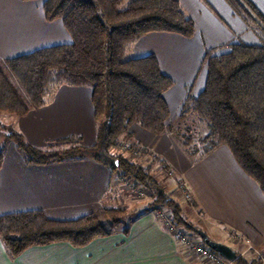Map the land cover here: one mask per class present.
<instances>
[{
  "label": "crops",
  "instance_id": "1",
  "mask_svg": "<svg viewBox=\"0 0 264 264\" xmlns=\"http://www.w3.org/2000/svg\"><path fill=\"white\" fill-rule=\"evenodd\" d=\"M238 1L249 11L248 5H252L264 16V0H245L248 5ZM179 2L194 22L191 37L152 31L126 50V55L133 58L154 53L161 70L173 79V85L164 92L170 118L179 114L188 89L193 94L202 89L206 49L260 40L253 24L242 18L230 0ZM69 41L70 35L60 19L45 18L43 0H0V59ZM90 94L87 85L60 84L44 104L14 115L12 128L34 146L69 136H79L81 144L92 145L97 125ZM122 140L145 150L138 158L151 172L161 174L167 168L175 172L192 198L176 199L182 213L186 216L193 211L206 225L199 228L209 239L220 241L215 232L224 233L228 239V233H234L235 240L231 241L237 257L247 264H255L258 258L264 261V192L240 168L226 145L192 162L168 132L153 134L132 124ZM0 150V215L41 209L50 218L73 219L103 206H115L113 166L101 159L88 156L44 164L28 162L15 142L3 135ZM164 163L167 167L162 166ZM167 179L162 176L158 183L169 195ZM162 209L166 210L147 202L130 216L127 233L116 229L83 246L55 241L10 254L0 237V264H204L172 236L158 216ZM193 238L204 243L198 235Z\"/></svg>",
  "mask_w": 264,
  "mask_h": 264
},
{
  "label": "trees",
  "instance_id": "2",
  "mask_svg": "<svg viewBox=\"0 0 264 264\" xmlns=\"http://www.w3.org/2000/svg\"><path fill=\"white\" fill-rule=\"evenodd\" d=\"M230 1L248 23H256L254 15L264 22V16L252 5L246 3L251 13L238 0ZM43 11L47 20L62 21L70 41L0 59V112L22 115L44 104L60 84L87 85L97 125L96 142L83 145L79 136H69L59 139L64 147L43 150L15 130L7 133L26 161L44 164L88 156L100 159L101 150L107 152L116 146L119 136L137 124L153 134L175 135L192 162L226 145L240 168L264 192L262 27L257 26L262 34L257 43L237 41L222 49H206L202 58L204 85L197 94L189 91L178 120L172 123L164 92L173 85V79L161 70L154 53L133 58L126 55V50L152 31L191 37L194 22L179 0H43ZM186 120L205 129L198 145L193 134L186 133L192 131V122L178 135V128ZM116 158L123 176L149 190L150 205L166 208L176 226L184 225V230L192 231L177 198L164 192L147 167L123 156ZM2 159L0 150V167ZM162 166L167 167L166 163ZM176 183L183 182L177 178ZM125 214L124 206H103L73 219L50 218L41 209L5 213L0 215V237L10 254L55 241L83 246L120 225L127 233ZM232 263L247 264L239 256Z\"/></svg>",
  "mask_w": 264,
  "mask_h": 264
},
{
  "label": "rangeland",
  "instance_id": "3",
  "mask_svg": "<svg viewBox=\"0 0 264 264\" xmlns=\"http://www.w3.org/2000/svg\"><path fill=\"white\" fill-rule=\"evenodd\" d=\"M243 2H245V0H243ZM254 18L256 19V23H253L254 30L256 31V33L258 34V36L260 38V36H262V34H260L259 28L257 26H260V27H262V29H264V22H262L255 15H254ZM226 45L219 47V48L222 49ZM188 93H189V89H188L187 94ZM178 116H179V114H177L176 117L174 116V117L170 118L171 122L174 123L175 121H177ZM12 117H15V116L13 114H10L7 112H0V136L3 135L5 137V136H7V133H9L11 131L14 132V129L12 128L13 127V125H12L13 118ZM191 122H192L191 120H186L185 123H182V126L180 128H178V130H177L179 136H181L182 133L185 132L184 128L187 127L188 125L190 126ZM196 123L197 122H195V124H194V122H192V124L190 126L192 128V131H188V132L186 131V133L191 132L194 136L195 144L198 145L199 141H200L199 140L200 137L205 133V129L202 126L199 127V125ZM171 136L180 145L179 139L173 134H171ZM122 137H123V135L119 136V139L117 141L116 146L110 147L107 151L108 153L106 152V150H101L100 154L103 155V152L105 151L109 156L111 155V157L116 158L117 156H123V157H125L131 161H136V163L141 164V161L139 160L138 157L141 156L145 150L142 147L132 146L131 143L123 141ZM64 146H65V144H64L63 140L62 141L54 140V141H48L46 144L41 145L39 147L44 148L43 150H45L47 148H50L52 150H57V149H60L61 147H64ZM133 149H140V152L137 155H135L132 153ZM183 152H184V150H183ZM113 167H114L113 168V171H114L113 181L114 182L112 184V192L114 193V195H116V197L114 198V201H116V202L113 205L125 207L126 214L124 216V222L123 223L126 224V223H128L130 216L139 212L141 210V206L147 202L148 203L151 202L152 198L149 196V190H147L146 187H144L143 185H141L137 182H134L132 180V178H129L127 176H123L121 174L122 173L121 170L117 169L116 166H113ZM149 172L155 176V178L158 180V182H160V177H162V176L168 178L167 179L168 184L166 182V188L168 190H170L169 196L179 198V199L185 198L184 196H182V194H181L182 192L177 188V183H176L177 177L175 176L174 171H173L172 175L168 172V169H167V171L159 172L161 174H158L155 171L151 172L150 170H149ZM161 181H162V179H161ZM163 184H165V183H163ZM181 204H185V203L182 202ZM186 206L189 207L188 205H186ZM182 215L186 218L187 222H189L192 226H194L198 229H200L199 228L200 225L202 226V228H204V226L206 227V225H204L202 222H199L198 217L195 215V213L193 211H192V213H189L186 216L183 213H182ZM122 227H123V225H120L117 228H115L114 230L120 229ZM191 232H194V231L192 230ZM191 232L189 231V233L192 237H195L197 235L196 232H195V235L192 234ZM215 233H216V238L219 239L220 242H223V243L229 245L230 247L234 248L233 243L231 241V240H235L234 238L236 237V235L234 233L233 234L228 233L229 239L226 237V235L224 233H218V232H215ZM249 249H251V248H249ZM247 253H250V252H247ZM193 254L196 255L195 253H193ZM196 256H198V255H196ZM247 256H249V255H247ZM201 259H202L204 264H216V263H212V262L208 261L207 259H203V258H201ZM223 259H225V258L223 257L222 260ZM225 260H227V259H225ZM262 263H264V261H261V258H258L255 261V264H262ZM230 264H232L231 261H230Z\"/></svg>",
  "mask_w": 264,
  "mask_h": 264
},
{
  "label": "built area",
  "instance_id": "4",
  "mask_svg": "<svg viewBox=\"0 0 264 264\" xmlns=\"http://www.w3.org/2000/svg\"><path fill=\"white\" fill-rule=\"evenodd\" d=\"M142 150V149H141ZM140 152V149H133L132 153L137 155ZM168 172L172 175L173 171L168 169ZM177 188L182 192V196L186 199H190V192L187 186L184 183H177ZM177 189V190H178ZM169 211L160 210L158 211V216L166 222V226L172 236L186 248L191 250L193 253L198 255L200 258L207 259L208 261L216 264H230V261L223 259L218 253L208 247L205 243L196 242L190 233L183 228L176 226L171 219H169ZM233 234V233H232Z\"/></svg>",
  "mask_w": 264,
  "mask_h": 264
},
{
  "label": "water",
  "instance_id": "5",
  "mask_svg": "<svg viewBox=\"0 0 264 264\" xmlns=\"http://www.w3.org/2000/svg\"><path fill=\"white\" fill-rule=\"evenodd\" d=\"M100 159L102 162H104L108 165L117 166V158L109 156L105 151L103 152V155H101ZM190 228L194 232H196V234L204 241V243L208 247H210L212 250H214L220 256L224 257L225 259H227L229 261H233L237 257L235 250L232 247H230L229 245H227L223 242H220V241H215V240L209 239L204 231H202L201 229H198L192 225L190 226Z\"/></svg>",
  "mask_w": 264,
  "mask_h": 264
}]
</instances>
